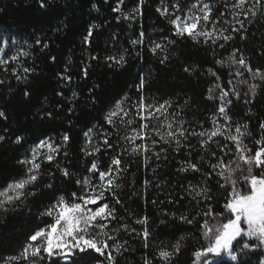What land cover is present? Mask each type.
I'll return each instance as SVG.
<instances>
[{"label": "trees", "instance_id": "trees-1", "mask_svg": "<svg viewBox=\"0 0 264 264\" xmlns=\"http://www.w3.org/2000/svg\"><path fill=\"white\" fill-rule=\"evenodd\" d=\"M44 2L47 7L42 8L39 0H0V40L8 34L23 42L27 41L23 48L30 52V57L20 58L19 72L27 76L26 80L18 81L11 73L10 69L17 66L15 61L7 67L0 65V80L5 81L0 85V110H3L7 117L0 118V134L6 136L5 141L0 142V188L24 175V167L18 161L24 158L30 147L49 137L60 143L64 134L70 136L66 146L68 156H63L61 152L56 159L61 166L68 167L74 176L66 180L56 170V162L42 163L41 168L45 175L35 185L37 195L29 197L17 211L8 213L0 222V264L8 257L17 255L34 230L43 227L45 222H51L50 218L39 215L46 205L61 192L68 195L72 191H79V186L75 184V176L88 175L87 169L93 159L98 162L100 170H107L111 158L118 154L121 159V171L117 182L121 187L116 190V196L119 197L120 203H116L110 194H106L105 201H101L108 202L110 207L116 208L118 218L109 225V229L117 227L122 222L120 217H123V222L139 231L141 226L135 224L134 220L147 216L149 229L154 233L152 239L156 244L160 241L171 244L179 235L191 232L199 243H194L192 239L187 240V247L182 249L179 257L173 260V264H193L196 259L194 252L204 244L202 234L197 230L200 224L191 226L181 224L179 221L173 222L175 218L168 213L175 212L177 215L183 213L191 218L196 212L203 210L207 203L201 200L197 205L185 191L190 182L195 184L203 179L202 173L178 171L181 162L186 158L196 161L200 154L197 139L192 138L188 141L193 146L191 157H188L187 151L183 149L179 153L169 149L166 158L165 154H161L159 159L151 157L145 166L140 156H128L120 151L125 143L120 140L125 134L124 130L119 124L116 128L108 125L104 117L115 102L124 96L130 97L129 106L131 101L138 100L136 85L139 83V77L145 76L146 103L154 100L159 104L166 99L172 100L174 104L169 113L174 110L180 111L178 119L187 122L185 127H189L190 124L191 128L197 131L211 129L213 125L210 117L218 106V101L206 99L208 88L214 86L215 78L207 74V70L212 68L219 74L220 82L226 87L228 80L237 84L242 95L239 100L232 97L233 105L230 106L229 114L235 123L241 125L248 123L253 138L259 139L264 135L259 127L264 123V87L257 90L255 97H251L250 94L245 97L243 93L247 89L246 86L238 84L242 78L234 75L235 66L222 67L216 60L221 58L227 60L230 50L235 47L241 49L250 59L253 68L264 69V55H261L264 52V15H258L251 24L246 22V40L241 41L237 34L234 41L229 42L223 49L218 46L213 48L202 43L197 44L190 38L172 37L176 43L169 49L170 59L161 64L157 56L149 51L147 39L145 46L142 47L129 43L130 39L137 38L141 29L146 38L154 41L172 35L170 26L155 10L159 0H145L141 14L131 22V26L129 21L123 18L117 20L120 12L113 11L117 7V0H44ZM231 2L232 0H227V3ZM137 3L138 0H124L121 10L128 11ZM211 3L214 7L210 19L220 16L223 12L218 27H224L223 21L232 19L230 11L224 8L225 0H211ZM93 4H96L97 8H93ZM93 23L101 27L93 30L90 43L85 44L83 37L87 34L89 25ZM37 38L42 42L40 45L35 43ZM43 44H48V47L43 48ZM124 48L129 52L126 57L127 63L123 67H110V62L104 57L119 53ZM137 51L140 55L135 54ZM213 51L216 53L215 56L212 55ZM92 56H96L97 59L92 60ZM85 67L88 69L86 77L83 75ZM185 67L190 71L185 72ZM24 68L34 71L24 73ZM62 72L70 75L71 81L64 80L60 76ZM243 78L253 82L247 73ZM73 91L79 93V96L72 97ZM25 92L28 95H25ZM61 92L63 95H59ZM185 100H188V104L184 103ZM177 104L181 105L180 109H176ZM49 111L52 116H45L44 113ZM199 121L203 122V129L197 123ZM89 128L106 129L109 143L113 148L102 147L100 153L94 156L86 155L81 149L85 146L84 132ZM17 135L24 137L21 144L14 142ZM221 142L225 141L221 138ZM91 143L102 145L103 141L97 137L93 138ZM245 143L255 151L256 146L252 140H246ZM230 146L234 147L231 144ZM159 150L158 145L156 151ZM230 158L231 156L226 157L225 161ZM112 168V175L117 176L116 166L113 165ZM49 171L54 173L52 182L56 185V190L44 187L49 183L46 175ZM204 171L210 169L205 167ZM218 179L220 178L213 174L212 179L208 181L212 189L213 211L217 213L223 210L222 206L226 202L224 197L228 194L225 189L218 186ZM145 181L148 183L145 184ZM93 182H96L95 177ZM220 182H223L222 179ZM169 200L172 202L169 203ZM161 220L166 223L161 224ZM118 239L121 242L128 241L127 250H122L118 257V264H143L145 253L151 256L156 251L155 244L151 249H144L136 233L128 235L121 231ZM261 255H264V251L254 249L250 257L243 259L247 264H256ZM93 257L103 259L99 254L89 250L88 254H83L78 264H91ZM59 264L70 262L60 260ZM211 264L238 262L221 258Z\"/></svg>", "mask_w": 264, "mask_h": 264}, {"label": "snow or ice", "instance_id": "snow-or-ice-1", "mask_svg": "<svg viewBox=\"0 0 264 264\" xmlns=\"http://www.w3.org/2000/svg\"><path fill=\"white\" fill-rule=\"evenodd\" d=\"M39 3L40 7H47L44 0H39ZM123 4L124 0H117V7L113 11L120 12V15L116 17L117 20L123 18L129 21V26H131V22L141 14L145 0H138V3L128 11L121 10ZM92 7L97 8V5L93 4ZM213 7L211 0H191V2L190 0H159L155 10L170 26L172 35L154 41L146 38L141 29L137 38L130 39L129 43L132 46L142 47L145 46L147 39L149 51L157 56L161 64H164L170 59V47L176 43L172 37L190 38L197 44L202 43L213 48L218 46L223 49L229 42L234 41L237 34L241 41L246 40V22L251 24L258 15H264V0H232L230 4L225 0L224 8L230 11L232 19L224 20L225 26L218 27L220 16L224 13L221 12L220 16L210 19ZM99 27L101 25L95 23L89 25L87 34L83 37L85 44L90 43L93 30ZM3 43L8 45L10 42L4 39ZM15 43L17 46L10 55L5 52V48L0 47V65L7 67L15 61L17 66L10 69L11 73L18 81L26 80L27 76L19 72V65L20 58L30 57V52L19 46V42ZM24 43L27 44V41ZM35 43L40 45L42 42L37 38ZM42 47L47 48L48 44H43ZM128 54V49L124 48L119 53L106 55L104 59L110 62V67H123L127 63ZM135 54L140 55V52L137 51ZM212 55H216L215 51ZM261 55H264V52ZM52 59L54 60L55 57ZM91 59L96 60L97 57L92 56ZM216 63L226 68L235 66L234 75L242 78L238 84L246 86L247 89L243 93L245 97L249 94L255 97L257 90L264 87V69L253 68L250 59L241 49L233 47L227 60L217 59ZM30 71L34 69H23L24 73ZM184 71L189 72L190 69L185 67ZM245 73L253 82H250L248 78H243ZM207 74L215 79L214 86L208 88L206 99L218 101V106L210 117L213 125L211 129H203L202 121L197 122L203 129L201 131L191 128L190 124L189 127H185L187 122L184 119H178L181 115L180 111L174 110L169 113V109L173 108L174 104L172 100L166 99L159 104L154 100L146 103L145 76H140L139 83L136 85L139 99L131 101V106L126 109L122 105L130 101V97L124 96L115 102L105 114L104 119L113 128L117 127L116 120H119L125 133L120 137V140L125 142L120 151L128 156H140L145 166L148 165L151 157L159 159L161 154H165L166 158L169 149L177 153L183 149L187 151L188 157H191L193 146L188 141L192 138L197 139L200 154L196 161L193 162L192 159L186 158L181 162L178 171L202 173L203 179L195 184L190 182L185 191L196 201L197 205L201 200L207 203L203 210L196 212L191 218L183 213L177 215L175 212H170L168 215L175 218L173 222L179 221L181 224L191 226L200 224L197 230L201 232L204 244L194 252L196 259L193 264H211L208 259L209 253L216 256L226 254L238 264H247L243 257H250L252 250L264 251V135H261L259 139H254L248 123L243 125L235 123L229 114L230 106L233 105L232 97L239 100L242 95L237 84L228 80L226 87L220 82L219 74L212 68L207 70ZM83 75L85 77L88 75L87 67L83 69ZM60 76L66 81L72 79L70 75H65L63 72ZM4 83V80H0V85ZM25 95L28 93L25 92ZM78 96L79 93L72 92V97ZM92 99L95 102L94 96ZM184 103L188 104V100ZM180 108L181 105L177 104L176 109ZM69 111L71 112L72 109L70 108ZM44 115L51 117L52 113L49 111ZM161 117H163L162 120ZM0 118H7L3 110H0ZM220 119L227 123H220ZM259 127L264 133V123H261ZM84 137L86 138L85 146L81 150L88 156L100 153L102 147L113 148V145L109 143L106 129L101 128L94 131L93 128H89L84 132ZM93 137L102 140V145L92 144ZM145 137H147V143ZM221 138L225 142L222 143ZM5 139L6 136L0 134V142ZM137 139L141 140L140 144H136ZM69 140L68 134L62 136L60 143L52 139H42L28 150V154L23 159L18 161L24 167V175L0 188V222L8 213L17 211L29 197L37 195L38 190L35 189V185L45 175L41 168L43 162H56V170L66 180L74 176L68 167L61 166L56 159L61 152L63 156H68L66 146ZM246 140L253 141L256 146L255 151L245 143ZM22 141L24 137L17 135L14 142L21 144ZM158 145L160 150L157 152ZM229 156L231 158L226 162L225 158ZM120 164L119 154L111 158V164L107 170H100L98 162L93 159L87 169L88 175L75 176V184L79 186V191H72L68 195L61 192L46 205L39 215L50 218L51 222H45L43 227L34 230L21 251L3 260L2 264H59L60 260L78 264L83 254H88L89 250L103 258L93 257L91 264H118V257L122 250H127L126 245L128 244L127 240L121 242L118 239L121 231L128 235L136 233L144 249H151L152 245H156V251L151 256L145 253L143 264H173V260L179 257L182 249L187 247V240L192 239L194 243H199L194 234L189 232L179 235L171 244L166 241L156 244V241L152 239L154 233L149 229V217L147 216L134 220L135 224L141 226L139 231L127 222H123V217H120L122 222L117 227L109 229V225L118 218L116 208L115 206L110 207L108 202L101 203V201H105L106 194H110L116 203H120L119 197L116 196V190L121 187L117 182L121 171ZM113 165L116 166L117 176L112 175ZM205 167L210 171L205 172ZM213 174L222 179V183L220 179L217 180L218 186L228 193L224 197L226 202L222 206L223 210L218 213L213 211L212 189L208 185ZM46 175L49 183L44 187L48 190H56V185L52 182L54 173L49 171ZM94 177L96 178L95 183L93 182ZM147 183L148 181H145V184ZM153 203L155 204L156 201ZM93 205L96 207L93 208ZM160 223L165 224L166 221L161 220ZM238 238L241 239L238 240ZM256 264H264V255L260 256Z\"/></svg>", "mask_w": 264, "mask_h": 264}, {"label": "rangeland", "instance_id": "rangeland-1", "mask_svg": "<svg viewBox=\"0 0 264 264\" xmlns=\"http://www.w3.org/2000/svg\"><path fill=\"white\" fill-rule=\"evenodd\" d=\"M199 27V26H198ZM4 39H8L9 40V44L8 45H5L4 43H3V40ZM15 42H19V46H21V47H23L24 46V42H23V40H21V39H18V38H16V37H10L8 34H5L3 37H2V39L0 40V47H3V48H5V52L6 53H8L9 55L12 53V51H14L15 50V48H16V43ZM5 58H7V56H5ZM119 100H121V99H119ZM118 100V101H119ZM117 102V101H116ZM130 103L129 102H125L123 105H122V107H124V108H129L130 106ZM114 106V105H113ZM112 106V107H113ZM111 107V108H112ZM110 108V109H111ZM109 109V110H110ZM147 113H145V115H146ZM126 119V118H125ZM163 119V117H161V120ZM137 120H138V122H139V118H137ZM220 123H227L226 121H220ZM117 124H119V120L117 119L116 120V125ZM120 125V124H119ZM93 130L94 131H97V129H95V128H93ZM147 131V130H146ZM233 131H234V129H233ZM93 138H97V137H93ZM158 138V137H157ZM46 139H52V140H54V138H52V137H49V138H46ZM55 141V140H54ZM145 142L147 143L148 141H147V137H145ZM141 143V140L140 139H137L136 140V144H140ZM31 148V147H30ZM46 151V150H45ZM28 154V151L25 153V155H27ZM24 155V156H25ZM93 208H95V206L93 205L92 206ZM221 258H227V259H231V258H229L226 254H221L220 256H216L215 254H212V253H209L208 254V259L210 260V262L211 263H214L215 261H217V260H219V259H221ZM2 264V263H1Z\"/></svg>", "mask_w": 264, "mask_h": 264}]
</instances>
